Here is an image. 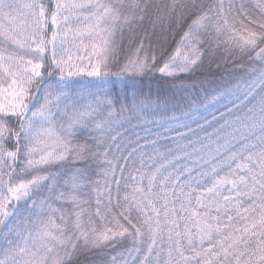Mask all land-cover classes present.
Listing matches in <instances>:
<instances>
[{
	"label": "snow or ice",
	"instance_id": "obj_1",
	"mask_svg": "<svg viewBox=\"0 0 264 264\" xmlns=\"http://www.w3.org/2000/svg\"><path fill=\"white\" fill-rule=\"evenodd\" d=\"M0 264H264V0H0Z\"/></svg>",
	"mask_w": 264,
	"mask_h": 264
},
{
	"label": "trees",
	"instance_id": "obj_2",
	"mask_svg": "<svg viewBox=\"0 0 264 264\" xmlns=\"http://www.w3.org/2000/svg\"><path fill=\"white\" fill-rule=\"evenodd\" d=\"M153 86H155V85H153Z\"/></svg>",
	"mask_w": 264,
	"mask_h": 264
}]
</instances>
